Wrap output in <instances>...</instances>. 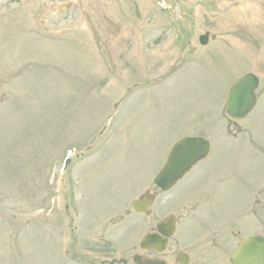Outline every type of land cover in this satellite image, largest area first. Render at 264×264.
<instances>
[{"label":"rangeland","instance_id":"1","mask_svg":"<svg viewBox=\"0 0 264 264\" xmlns=\"http://www.w3.org/2000/svg\"><path fill=\"white\" fill-rule=\"evenodd\" d=\"M156 5L0 0V46L11 56L0 63V264H65L57 230L68 223L61 210L70 192L83 216L78 225H93V216L131 203L180 137L204 132L211 151L157 198L156 213L170 210L189 183L188 190H210L230 216L232 196L264 173V153L245 147V134L221 137L229 81L252 65L264 73V0H178L168 15ZM187 28L193 46L204 31L216 40L183 58L176 39ZM255 109L238 123L264 149V107ZM194 217L179 225L182 241ZM132 220L109 228L118 245L142 232Z\"/></svg>","mask_w":264,"mask_h":264},{"label":"flooded vegetation","instance_id":"2","mask_svg":"<svg viewBox=\"0 0 264 264\" xmlns=\"http://www.w3.org/2000/svg\"><path fill=\"white\" fill-rule=\"evenodd\" d=\"M242 185L240 188L243 190V195L232 197L235 209L227 227L224 223L218 222L212 232L208 229L199 238L202 244L197 243L191 248L183 247L179 242L181 239L175 235L168 239L167 253L157 254L149 250L145 252L146 256L152 260L164 262V264H230L228 257L241 240L251 235L264 236V180L255 188L251 181ZM149 231L154 232L155 230L151 228ZM99 238H103V235ZM104 245L109 246V243L104 242ZM210 249L211 253L215 252V257H208ZM134 251L133 248L131 253L128 252L118 258L121 262L119 264H134L132 259L137 254ZM179 253L187 256L179 259L177 257Z\"/></svg>","mask_w":264,"mask_h":264},{"label":"water","instance_id":"3","mask_svg":"<svg viewBox=\"0 0 264 264\" xmlns=\"http://www.w3.org/2000/svg\"><path fill=\"white\" fill-rule=\"evenodd\" d=\"M256 80L246 76L235 84L229 91L226 113L233 118L243 117L251 109L254 101L252 90ZM207 143L202 139H183L173 146L165 167L161 170L155 183L161 189L168 188L179 179L194 163L206 155Z\"/></svg>","mask_w":264,"mask_h":264}]
</instances>
